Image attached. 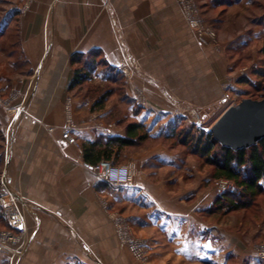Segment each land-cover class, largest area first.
I'll return each mask as SVG.
<instances>
[{"label": "crops", "instance_id": "obj_1", "mask_svg": "<svg viewBox=\"0 0 264 264\" xmlns=\"http://www.w3.org/2000/svg\"><path fill=\"white\" fill-rule=\"evenodd\" d=\"M19 20L21 63L0 61V131L7 140L4 173L11 200L24 208L30 238L18 264H64L66 255L74 254L64 249L65 223L74 224L73 237H68L73 244L80 245L82 215L88 216L83 222L90 223L89 231L101 240L112 238L111 223L97 197L113 199L104 189L115 186L95 175L84 161L83 147L98 139L124 137L129 122L139 123L151 141L170 139L166 128L183 120L176 113L184 102L193 103L200 110V122H206L210 79L213 85L219 81L226 61L223 46L198 44L176 0H32ZM2 29L0 24V36ZM243 39L240 35L231 42ZM75 53L80 58L72 62ZM103 62L111 69L131 70L121 90L120 116L116 122L109 120L115 126L102 121L119 104L92 109L79 96L84 81L70 86L76 68L89 65L88 72H93ZM7 94L13 97L1 99ZM140 95L147 101L144 106L134 104ZM68 100L75 123L70 138L64 135ZM14 107L19 108L12 116ZM134 146L140 149L125 146L111 160L137 165L132 185L118 187V200L138 209L128 219L146 235L152 253L188 256L195 264H239L240 246L226 253L225 234L217 231L213 240L207 238L208 225L195 213L212 199L210 190L203 189L207 178L203 185L193 184V166L189 161L184 167L177 164V153L164 146ZM179 173L192 178L172 188L180 182ZM192 196L195 201L187 203ZM245 249L248 263L259 264L262 258Z\"/></svg>", "mask_w": 264, "mask_h": 264}, {"label": "rangeland", "instance_id": "obj_2", "mask_svg": "<svg viewBox=\"0 0 264 264\" xmlns=\"http://www.w3.org/2000/svg\"><path fill=\"white\" fill-rule=\"evenodd\" d=\"M31 1L0 0V21L4 17L7 19L15 16L14 18L11 17L13 22L6 28L5 33L0 36L1 62L16 61L18 64L21 63L23 56L17 43L20 26L19 17L22 11L30 7ZM219 1L190 0L194 10L193 18L200 23L202 29L214 32V37H211L213 39L201 42L197 33L199 27L189 23L182 5L176 0L190 30L195 36V40L201 47L214 46L218 48V46H223L221 50H223L226 61L224 73L214 85L213 80L210 79L211 92L207 121L200 122L199 116L196 114L200 110L195 109L193 103L178 104V108L181 110L177 111L176 114L179 117H176L183 120L176 119L177 121L166 128L165 132L171 138L153 139V141L146 138L139 145L159 144L175 151L179 162L177 164L184 167L183 163L187 161L186 164H188L189 161L190 165L193 166L195 178L191 181H193V184H198L197 186L203 185L204 179L207 178L203 189L210 190L213 194H211L212 199L202 212L194 211L208 225L207 238L213 240V234L222 231L225 234L226 246L228 247L226 253L228 251L232 253L233 249L237 251L236 248L240 246L239 264H249L247 260L250 255L247 254L248 252L246 253L245 248L253 250L259 258H262L259 264H264V194L258 195L252 204L244 209L230 210L226 206L222 208L218 207V204L214 206L215 198L223 191L233 189L234 185L224 179L213 180V166L207 164L196 152H191L188 145H184L181 141L185 134H189L188 138L190 139L189 136L197 137L200 130L208 131L209 127L227 107L237 104L241 99H260L264 96V27L260 18L264 13V0H252L251 2L247 0ZM254 27L256 31L252 32ZM206 35H203L205 39L208 36ZM240 35L244 39L239 44L233 45L236 42L232 43L231 40ZM96 68L93 72L86 71L89 74H96V76L91 77L90 80H83L84 82L81 84L83 91L81 94L79 93V96L89 102L92 109H98L112 103L119 104L116 105V109L111 110L110 116L102 121L105 122V125L115 126L109 120L115 121L120 116L122 106L120 100L121 90L125 88L127 84L126 77L131 75V70L125 67L111 69L105 62L99 64ZM105 71H110L107 78L102 77ZM12 97V94H7L5 97L1 95V99ZM146 102V99L141 95L134 100L136 106H144ZM18 108H11L10 115L16 114ZM68 117L73 121L70 100L66 102L65 126ZM73 124L75 125L74 122ZM142 132L144 131L141 129ZM131 148L137 149V146L133 145ZM6 151L7 140L3 132L0 131V257L3 258L2 262L4 264H18L26 252L30 238L24 208L15 200H11V193L7 187L3 159ZM113 163L127 164L129 162L123 163L119 158ZM135 168L134 175L137 171L136 163ZM177 176L180 178V182H173L172 188L177 187L178 189L181 183H189L190 178H192L186 173H179ZM104 191L112 194L115 198H110V200L104 194L97 197L102 214L111 223L110 233L112 238L101 240L93 230L89 231L90 223L83 222V220H88V216L82 215L80 232L77 231L81 237L80 245L73 244V240L68 239V237H73L72 227L74 224L65 223L66 240L64 249L66 253L74 252V254L66 255L64 264H195L193 261L196 260L187 258L188 256L179 257L168 253H152L151 244L146 235L141 234L128 219V215L138 212V209L130 203H123L118 200L121 188H105ZM179 191L181 190L176 192L179 193ZM195 199L196 196H192L186 202L192 203ZM16 218L21 220V226L17 225V227H21L20 229L14 227L16 223L13 220ZM233 238L238 239V244L232 243ZM224 258L226 259V255ZM234 261L236 262L237 258Z\"/></svg>", "mask_w": 264, "mask_h": 264}, {"label": "trees", "instance_id": "obj_3", "mask_svg": "<svg viewBox=\"0 0 264 264\" xmlns=\"http://www.w3.org/2000/svg\"><path fill=\"white\" fill-rule=\"evenodd\" d=\"M15 17V16H11ZM3 18L0 24L5 32L13 22V18ZM261 24L264 27V13L260 16ZM6 25V27H4ZM80 54L72 56V62L77 61ZM78 67L75 69L74 78L70 86L82 82L92 67ZM264 76V74H263ZM126 135L124 137H111L104 141L101 139L89 143L83 147V158L88 165L93 166L101 159L111 160L125 146L135 145L147 138V133L142 132L139 123L129 122L126 124ZM185 134L181 139L184 145H188L191 152H196L204 161L213 166V180H227L234 185V188L223 191L214 201V206L227 207L230 210L247 208L258 195L264 194V137L256 144L247 148L233 150L220 145L205 130H200L197 137ZM189 139V140H188ZM112 161V160H111ZM113 162V161H112Z\"/></svg>", "mask_w": 264, "mask_h": 264}, {"label": "water", "instance_id": "obj_4", "mask_svg": "<svg viewBox=\"0 0 264 264\" xmlns=\"http://www.w3.org/2000/svg\"><path fill=\"white\" fill-rule=\"evenodd\" d=\"M208 131L220 145L233 150L256 144L264 137V96L230 105Z\"/></svg>", "mask_w": 264, "mask_h": 264}, {"label": "built area", "instance_id": "obj_5", "mask_svg": "<svg viewBox=\"0 0 264 264\" xmlns=\"http://www.w3.org/2000/svg\"><path fill=\"white\" fill-rule=\"evenodd\" d=\"M177 1L182 5L183 11L187 16L189 23L199 27V30H197V33L199 34L198 39L201 42H206L208 39H213L211 37H214V32L202 29L200 23L193 18L192 14L194 13V10L192 9V3H190V0ZM203 35L207 36L206 39ZM73 126L74 124L72 119L68 117L66 126L64 128V135L67 138H70V131ZM91 169L97 177L104 179L110 185L115 187H127L132 185L136 168L135 163L129 162L127 164H115L111 160L101 159L91 166ZM13 221L16 223L14 227L20 229L21 227H17V225L21 226V220L16 218Z\"/></svg>", "mask_w": 264, "mask_h": 264}]
</instances>
